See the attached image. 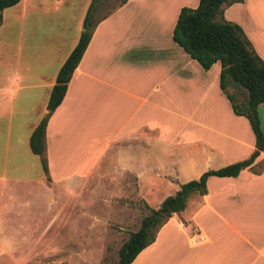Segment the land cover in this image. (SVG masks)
<instances>
[{
    "label": "crops",
    "instance_id": "1",
    "mask_svg": "<svg viewBox=\"0 0 264 264\" xmlns=\"http://www.w3.org/2000/svg\"><path fill=\"white\" fill-rule=\"evenodd\" d=\"M106 2L115 0L96 10ZM89 3L19 0L0 12V232L13 226V196L29 195L18 186L57 184L77 196L94 179L127 178L147 186L142 197L155 208L179 184L254 150L247 119L219 88V63L203 69L171 38L179 9L197 0H120L98 17L48 117L47 182L28 138ZM223 17L264 61V0L233 2ZM256 109L264 139V104ZM205 187L130 264H264V143L236 176H208Z\"/></svg>",
    "mask_w": 264,
    "mask_h": 264
},
{
    "label": "trees",
    "instance_id": "2",
    "mask_svg": "<svg viewBox=\"0 0 264 264\" xmlns=\"http://www.w3.org/2000/svg\"><path fill=\"white\" fill-rule=\"evenodd\" d=\"M19 0H0V12ZM103 0H90L84 18L83 30L60 65L46 101L45 114L29 134L30 151L39 158L45 180L50 181L45 156V127L48 117L62 100L66 84L76 67L97 19L93 12ZM240 0H197L194 7L182 6L171 30V38L203 69L218 62L219 88L227 98L234 114L244 116L254 135V150L243 159L218 169L207 170L198 178L179 184L178 189L164 197L157 207L147 206L148 212L140 218L138 227L129 232L117 250L115 264H130L136 254L154 240L155 231L172 213L185 207L188 197L206 191L208 176H236L249 166L263 148L264 139L259 127L257 106L264 104V61L256 54L239 25L223 17L225 6Z\"/></svg>",
    "mask_w": 264,
    "mask_h": 264
},
{
    "label": "rangeland",
    "instance_id": "3",
    "mask_svg": "<svg viewBox=\"0 0 264 264\" xmlns=\"http://www.w3.org/2000/svg\"><path fill=\"white\" fill-rule=\"evenodd\" d=\"M119 1L102 4L93 18ZM129 181L94 179L77 196L57 184L18 186L29 195L13 196V226L0 232V264H115L120 244L148 212L147 186Z\"/></svg>",
    "mask_w": 264,
    "mask_h": 264
},
{
    "label": "water",
    "instance_id": "4",
    "mask_svg": "<svg viewBox=\"0 0 264 264\" xmlns=\"http://www.w3.org/2000/svg\"><path fill=\"white\" fill-rule=\"evenodd\" d=\"M82 30H83V28H82Z\"/></svg>",
    "mask_w": 264,
    "mask_h": 264
}]
</instances>
